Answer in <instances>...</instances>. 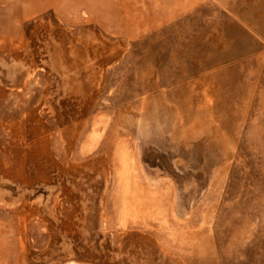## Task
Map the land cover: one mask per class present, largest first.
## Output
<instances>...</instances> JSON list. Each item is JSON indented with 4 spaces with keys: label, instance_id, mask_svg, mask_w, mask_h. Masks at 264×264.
Listing matches in <instances>:
<instances>
[{
    "label": "rangeland",
    "instance_id": "1",
    "mask_svg": "<svg viewBox=\"0 0 264 264\" xmlns=\"http://www.w3.org/2000/svg\"><path fill=\"white\" fill-rule=\"evenodd\" d=\"M0 264H264V0H0Z\"/></svg>",
    "mask_w": 264,
    "mask_h": 264
}]
</instances>
